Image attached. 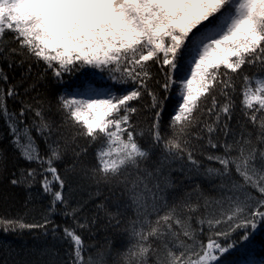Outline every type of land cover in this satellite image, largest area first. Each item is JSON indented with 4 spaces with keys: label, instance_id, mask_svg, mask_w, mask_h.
<instances>
[{
    "label": "snow or ice",
    "instance_id": "1",
    "mask_svg": "<svg viewBox=\"0 0 264 264\" xmlns=\"http://www.w3.org/2000/svg\"><path fill=\"white\" fill-rule=\"evenodd\" d=\"M0 264H264V0H0Z\"/></svg>",
    "mask_w": 264,
    "mask_h": 264
},
{
    "label": "trees",
    "instance_id": "2",
    "mask_svg": "<svg viewBox=\"0 0 264 264\" xmlns=\"http://www.w3.org/2000/svg\"><path fill=\"white\" fill-rule=\"evenodd\" d=\"M29 243H31V240L29 239ZM239 254L236 252H233L231 256H225V259H234V258H238Z\"/></svg>",
    "mask_w": 264,
    "mask_h": 264
}]
</instances>
